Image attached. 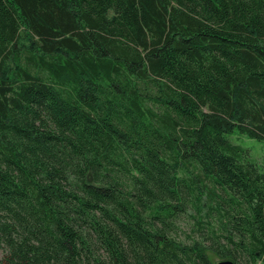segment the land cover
I'll use <instances>...</instances> for the list:
<instances>
[{
	"label": "trees",
	"instance_id": "16d2710c",
	"mask_svg": "<svg viewBox=\"0 0 264 264\" xmlns=\"http://www.w3.org/2000/svg\"><path fill=\"white\" fill-rule=\"evenodd\" d=\"M237 135L264 143V0H0V264L264 263Z\"/></svg>",
	"mask_w": 264,
	"mask_h": 264
},
{
	"label": "rangeland",
	"instance_id": "374dc122",
	"mask_svg": "<svg viewBox=\"0 0 264 264\" xmlns=\"http://www.w3.org/2000/svg\"><path fill=\"white\" fill-rule=\"evenodd\" d=\"M232 141L245 148L249 154V157L256 162L258 168L264 171V143L253 139H249L245 136L237 135L232 138ZM178 231L176 238L179 241L189 243L192 239L198 238V233L194 229V221L190 218H184L178 225ZM1 254V252H0ZM211 264H218L221 259L217 258L213 254H208ZM228 260V259H227ZM257 264H264L258 262Z\"/></svg>",
	"mask_w": 264,
	"mask_h": 264
},
{
	"label": "water",
	"instance_id": "95a60500",
	"mask_svg": "<svg viewBox=\"0 0 264 264\" xmlns=\"http://www.w3.org/2000/svg\"><path fill=\"white\" fill-rule=\"evenodd\" d=\"M218 264H234L231 260H222Z\"/></svg>",
	"mask_w": 264,
	"mask_h": 264
}]
</instances>
